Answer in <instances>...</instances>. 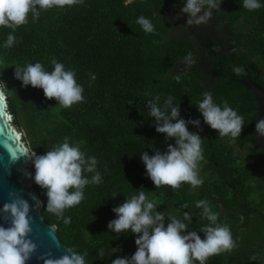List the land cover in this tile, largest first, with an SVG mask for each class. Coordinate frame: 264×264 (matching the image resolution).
I'll return each mask as SVG.
<instances>
[{
    "label": "trees",
    "instance_id": "1",
    "mask_svg": "<svg viewBox=\"0 0 264 264\" xmlns=\"http://www.w3.org/2000/svg\"><path fill=\"white\" fill-rule=\"evenodd\" d=\"M176 1L181 6L186 2L83 0L39 10L35 20L29 13L28 23L14 32L0 27V81L8 89L12 121L22 130L29 148L43 155L68 137L71 144H80L86 157L97 161L102 181L87 185L81 203L65 209L64 217H71L69 224L46 210V190L32 178L34 165L29 177L30 187L42 201L41 214L56 225L68 246L87 253L85 264H111L117 257L135 253L136 234H117L107 225L116 218L113 209L141 187L157 202V211L166 216L182 219L183 212H189L192 221L188 230L197 231L202 239L204 233L199 229L210 222L202 217L203 209L196 207L200 200L208 201L212 212L218 214V224L229 226L236 247L210 256L205 264H264V151L254 136L256 100L234 78L251 70L264 84V0H259V9L251 11L243 7V0H216L220 7L211 10L214 20L204 23L200 31L211 34L218 22L223 30L220 49L214 47L216 40L194 42L183 29L177 35L171 33ZM140 16L151 21L152 33L136 22ZM10 33L16 41L5 48ZM199 46L208 51L205 64L210 72L200 70L199 60L179 66L189 53L191 58L197 56ZM53 58L66 70L75 71V79L84 89L83 102L63 108L55 99H47L43 89L23 86L14 76V65L25 67L29 63L39 62L52 71ZM236 67L244 71L237 74ZM205 92L211 93L221 108L227 101L243 117L238 138L220 137L204 122L197 105ZM157 96L161 108L172 96L173 104H179L181 118L200 120L199 127L189 124L188 129L202 138L203 159L198 162L201 186L182 183L178 189L167 185L157 189L146 172L142 152L152 156L155 149L163 153L168 144H175L174 138L156 132L155 118L148 115L147 101L155 102ZM94 174L85 172L84 176L90 180ZM184 204L187 208L181 207ZM101 248L103 258L98 255ZM112 248L119 250L112 253Z\"/></svg>",
    "mask_w": 264,
    "mask_h": 264
},
{
    "label": "clouds",
    "instance_id": "2",
    "mask_svg": "<svg viewBox=\"0 0 264 264\" xmlns=\"http://www.w3.org/2000/svg\"><path fill=\"white\" fill-rule=\"evenodd\" d=\"M83 3V0H0V27L15 29L28 23V15L38 19L39 10L53 7L63 8ZM220 7L216 0H186L181 12L188 15L186 24L199 25L211 18V10ZM243 7L256 10L261 7L259 0H243ZM207 9V10H206ZM146 33H152L154 26L144 16L136 21ZM16 41L13 34L7 36L5 48L11 47ZM192 62L191 53L185 58ZM2 63V61H0ZM52 71H46L39 62L29 63L25 67L15 66L14 76L22 81L23 86L43 89L44 96L55 99L63 108H70L73 104L84 101L83 87L75 79L74 70L51 60ZM239 74L244 71L241 67L234 68ZM96 78L94 74L91 77ZM179 81V76L176 77ZM7 86L0 81V100L6 96ZM159 97L147 101L148 115L154 117L156 132L166 134V138H174L175 144H168L167 151L155 149V154L149 156L142 152L141 160L146 172L156 188L167 185L178 189L182 183H188L193 188L201 186L203 180L199 177L198 162L203 159L202 138L197 132L189 131L188 125L200 126V120H185L180 117L179 104H173V97L168 96L163 108L158 105ZM203 120L212 129L217 130L220 137L230 136L238 138L244 126V119L229 107L227 101L223 108L214 103L211 93L205 92L203 99L197 105ZM256 131L264 136V119L256 124ZM33 158L35 175L34 182L45 189L47 196L46 210L54 214L64 224L71 222V217H64L67 208L74 207L84 199V188L102 181L96 170L95 157H86L81 151L80 144H71L65 137L62 144L54 145L43 155L34 151L26 154ZM18 157L13 153L12 160ZM95 173L89 180L84 173ZM31 177V173H28ZM10 202L3 204L2 211L8 214L5 219L10 220V226L0 225V264H26L37 250V245L29 239L32 232L29 213L32 206L16 192L9 193ZM187 208V204L181 206ZM197 208H202V217L210 223L200 227L204 238L195 230H188L192 215L183 212L182 219L178 216L157 211V202L149 199L141 187L137 194L127 196L125 202L115 207L116 218L107 227L117 234L131 231L136 234L137 250L131 257H117L111 264H205L210 256L231 251L236 247L228 225L217 223L218 214L212 212L208 201L196 202ZM167 218V223H166ZM91 235V234H90ZM112 248V253L118 251ZM69 254L53 258L51 253L39 257L44 264H85L87 253L80 254L69 249ZM98 255L103 258L101 248ZM251 259L255 260L256 256Z\"/></svg>",
    "mask_w": 264,
    "mask_h": 264
},
{
    "label": "water",
    "instance_id": "3",
    "mask_svg": "<svg viewBox=\"0 0 264 264\" xmlns=\"http://www.w3.org/2000/svg\"><path fill=\"white\" fill-rule=\"evenodd\" d=\"M253 94L256 100L255 110L256 118L254 121V136L258 144L264 151V136L256 131V124L259 120L264 119V84L258 81L255 77L249 76V71L242 77H234ZM3 112L6 123L2 120L0 123V209L3 204L10 202L9 193L16 192L21 198L27 200L32 206L29 213L31 218L30 226L32 232L29 235L36 245L37 250L32 255L31 259L26 264H44L42 259H39L46 253H51L53 258H58L64 254H71L68 246L56 231L54 223H48L40 211L42 201L39 195L30 187L28 169L29 165H34L33 158L26 154L31 153V150L23 138V132L12 121V114L8 110L6 96L2 99ZM1 117V114H0ZM8 128L18 134L17 141L13 140V145L18 146V150L26 155L24 165H21V156L18 159L12 160V151L7 143H11V138L7 135ZM8 214L0 211V225L7 228L10 226V220L5 219Z\"/></svg>",
    "mask_w": 264,
    "mask_h": 264
},
{
    "label": "rangeland",
    "instance_id": "4",
    "mask_svg": "<svg viewBox=\"0 0 264 264\" xmlns=\"http://www.w3.org/2000/svg\"><path fill=\"white\" fill-rule=\"evenodd\" d=\"M183 6L179 5V2H177V1L175 2V5L173 7L176 9V11H175V15L172 17L173 22H172V27H171L170 31L172 34L177 35L180 32V30L183 29V30L187 31L190 35H192V39L194 42H198V44H202L200 42V40L198 39V38H200V35L198 34L197 31H199L201 33L200 30H202L204 23L199 24V25L194 24L191 26L186 24V21L188 19V15L186 13L181 12V9ZM213 20H214L213 14H211V18L207 22L211 23ZM213 31L215 33L212 35ZM204 34H205V37H204L205 39L211 38L212 40L214 39L216 41H221L223 38V30L221 28V25L218 22H216L215 25L213 26V29L211 30V34L210 33H204ZM193 35H195V36H193ZM191 59H192V62H197V60H199L198 65H199L200 70H202L203 72H206L208 70V66L205 64L208 62V51L206 48L199 46L198 55L192 57ZM188 64H190V63H188L186 60H183L180 62L179 66L182 67V66H186ZM32 166L33 165L28 166L29 167V169H28L29 173L31 171ZM28 177H29V175H28Z\"/></svg>",
    "mask_w": 264,
    "mask_h": 264
},
{
    "label": "bare ground",
    "instance_id": "5",
    "mask_svg": "<svg viewBox=\"0 0 264 264\" xmlns=\"http://www.w3.org/2000/svg\"><path fill=\"white\" fill-rule=\"evenodd\" d=\"M3 100H0V123L2 122V120L6 123L7 121L4 118V112H3V104H2ZM2 124V123H1ZM7 135L11 138V143H7L8 146L10 147L12 153H14L16 156H21V165H24V161L26 160V155L23 152H20L17 148L18 146H14L13 145V140L17 141V136L18 134H15L11 128H8V130L6 131Z\"/></svg>",
    "mask_w": 264,
    "mask_h": 264
},
{
    "label": "flooded vegetation",
    "instance_id": "6",
    "mask_svg": "<svg viewBox=\"0 0 264 264\" xmlns=\"http://www.w3.org/2000/svg\"><path fill=\"white\" fill-rule=\"evenodd\" d=\"M198 32V34L200 35V38H198L201 42H203V39L204 40H206L204 37H205V35L202 33H200L199 31H197ZM202 35V36H201ZM214 40V39H213ZM211 38L210 39H208L207 38V43H209V42H212L213 41ZM221 41H223V40H221ZM225 41V40H224ZM207 43H206V41H205V43L204 44H206L207 45ZM214 47H215V49H220V47H222L221 45H220V42L218 41V42H216L215 44H214ZM217 55L219 56V58H222V56L220 55V54H218V52H217ZM224 69L225 70H228V67L227 66H225L224 67ZM211 72H213L214 73V71H215V68L213 67V68H211ZM225 72V71H224ZM249 76H251V77H255L256 79H257V77H258V74H256V73H253L251 70L249 71Z\"/></svg>",
    "mask_w": 264,
    "mask_h": 264
}]
</instances>
